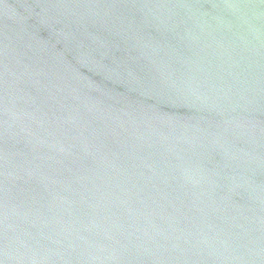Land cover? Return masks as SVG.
<instances>
[{
    "label": "water",
    "instance_id": "95a60500",
    "mask_svg": "<svg viewBox=\"0 0 264 264\" xmlns=\"http://www.w3.org/2000/svg\"><path fill=\"white\" fill-rule=\"evenodd\" d=\"M0 264H264V0H0Z\"/></svg>",
    "mask_w": 264,
    "mask_h": 264
}]
</instances>
